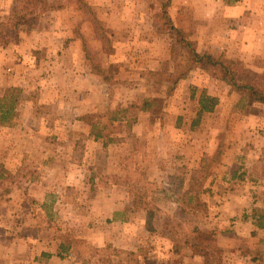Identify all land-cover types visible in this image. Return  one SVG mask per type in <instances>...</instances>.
Listing matches in <instances>:
<instances>
[{"label":"rangeland","instance_id":"rangeland-1","mask_svg":"<svg viewBox=\"0 0 264 264\" xmlns=\"http://www.w3.org/2000/svg\"><path fill=\"white\" fill-rule=\"evenodd\" d=\"M186 42L264 88V0H0V264H264V104ZM202 95L218 104L198 119ZM125 138L148 164L131 170ZM193 181L200 205L176 202ZM130 212L136 250L112 242Z\"/></svg>","mask_w":264,"mask_h":264},{"label":"trees","instance_id":"trees-1","mask_svg":"<svg viewBox=\"0 0 264 264\" xmlns=\"http://www.w3.org/2000/svg\"><path fill=\"white\" fill-rule=\"evenodd\" d=\"M186 45L188 47V49H190V57H191V61L199 68L203 69V70H207V71H214V72H219L220 75L226 79L229 80V84L232 86V88H234L237 92L244 94L247 99L249 100V102L251 104H255V103H262L264 104V88H259L255 85H249V84H242L237 80V73L234 69H232L231 67H225V64L220 62L219 60H216L214 57H212L211 55H201L198 52H195L193 50H191V43L186 42ZM13 91H15L14 89H12ZM6 101H8L7 97L4 96L2 99H0V124L1 125H8L11 121V118L14 115V110H15V104L11 103L8 104L6 103ZM2 102H4V104H2ZM199 104H200V109L198 112V119L205 113H212L215 110V107L218 104V99L217 98H213L210 96H206V95H202L199 99ZM198 122L194 123L193 126H197ZM196 184L194 183V181L192 182V187H190L187 191H185L184 195H182V197L179 199V202L182 203H187V204H193L192 202H196V204L199 206V200L197 194L196 195H192L193 191L196 188H193V186H195ZM197 200V201H196ZM195 204V206H196ZM180 213L182 214V216L186 217L187 213L185 211V208L180 206ZM174 223V222H172ZM170 223L168 226L171 227L173 226V224ZM256 226L258 228L264 229V215H261L256 223ZM201 230V229H200ZM197 226L194 229V232L197 234L198 237H204L207 236L208 234H206L205 231H200ZM166 235H168L169 238H171L172 240H174L175 242H178V246L176 248V250L178 251H183L185 249L184 244L187 243V240H181V239H177V232L174 230H170V231H165ZM176 234V236H175ZM210 238V237H209Z\"/></svg>","mask_w":264,"mask_h":264},{"label":"crops","instance_id":"crops-1","mask_svg":"<svg viewBox=\"0 0 264 264\" xmlns=\"http://www.w3.org/2000/svg\"><path fill=\"white\" fill-rule=\"evenodd\" d=\"M60 34H61L62 37H64V36L67 37V38L70 37V33L68 32V29H66L63 32H60ZM32 35H34V33ZM32 35H28V37H30V36L32 37ZM25 38H27V37H24V40H25ZM77 45H78L77 43H72L71 44V48H73L75 46L77 47ZM176 131L177 130L175 129V133L174 134H176L175 136L177 137V140L175 141V143L176 144H180V147H182L181 145H183V148H182L183 152L182 153L181 152L179 153L180 156H183L184 154H186L187 158L189 159L188 162H190V163L192 162L193 163L194 161H196V158L194 157L195 156V148L196 147H199L200 144L198 145L196 140L193 141L192 140V136L189 138V140H186V138L184 140L182 138L183 137V134H180L179 131L178 132H176ZM132 133L136 135L135 138L137 140H139V138H141L143 140V137H145L144 135L148 134L147 132H145V130H140L137 127L132 131ZM161 136L164 137V138H167L169 135H168L167 131L164 130V131H162ZM97 138H100V136H95L94 137V140L97 139ZM181 141L184 142V143L182 144ZM120 142H121V140H120ZM102 146L105 147V148L108 147L107 145H105V142L102 143ZM122 146H124V149L126 148V154H128V156L130 155V156L134 157V159H135V163H134L135 166L132 165L133 167H131V170H133V168L136 170V167H137L136 164H137L138 161L139 162H145V164L146 163L147 164L149 163V162H147V153H149V149H147V146H148V143L147 142H145L144 143V146H142L140 148L139 146H137L136 144L134 145V143L129 142L125 138V139H122V142L119 144V147H122ZM184 148H186V149L188 148L189 152H186V150ZM98 152L100 153V151H98ZM131 162H133V159L131 160ZM147 167L145 169H147ZM141 170H142V168H141ZM184 192H185V190H184ZM107 197L108 196H106V195L103 196V198H105L108 201L115 202V201L121 200V199H117L116 196H113V198H110V199H109V197L108 198ZM232 198H234V199H232ZM236 198H237V196L231 195L230 193H228L226 195V204H228V206L231 207V204L233 202H235L234 205L236 206L237 211H238V209H242V207H241V200H240V198H237V199ZM229 200H231L230 203H229ZM178 201H179V198H176V202H178ZM120 210H122L120 207H117V208L115 207V209H113L112 212L115 214L116 212H118ZM113 213H112V215H114ZM143 216L145 218V214H143V212L140 211V217H141V219H142ZM228 216H230V218H231L233 215H229V213H228ZM133 221H136V218L134 216V213L133 212H130V219L127 220V222H116L115 224L118 225V226H121V229L127 230L128 227L132 228ZM140 222L142 223V227L141 228H143V226H144V231L146 232L145 234H147V231L145 229L146 220H143L142 219V220H140ZM122 225H123V227H122ZM131 230L132 229H130L128 231V233H126V232L123 233L122 241H117V238H116V240H113L112 242L114 243V245L115 246H118V247H121V248H125V249L136 250L137 249L136 246H137V243H138L137 242L138 237H137L136 232H132ZM140 233H141V235H143V231H141ZM95 244L98 245V246H103L104 245V243H102V244L101 243L100 244L95 243ZM137 247H139V246H137Z\"/></svg>","mask_w":264,"mask_h":264}]
</instances>
